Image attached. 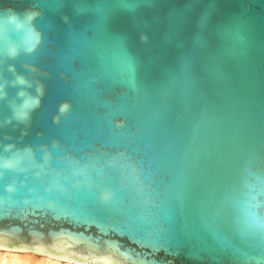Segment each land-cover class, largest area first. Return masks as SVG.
Returning a JSON list of instances; mask_svg holds the SVG:
<instances>
[{"label": "water", "instance_id": "obj_1", "mask_svg": "<svg viewBox=\"0 0 264 264\" xmlns=\"http://www.w3.org/2000/svg\"><path fill=\"white\" fill-rule=\"evenodd\" d=\"M0 23V250L264 264V0H0Z\"/></svg>", "mask_w": 264, "mask_h": 264}, {"label": "clouds", "instance_id": "obj_2", "mask_svg": "<svg viewBox=\"0 0 264 264\" xmlns=\"http://www.w3.org/2000/svg\"><path fill=\"white\" fill-rule=\"evenodd\" d=\"M24 15L27 17V19L31 20L34 19L35 15H37L36 13H32L29 10H25ZM7 19L9 21L15 22L18 21L21 17V13H16L14 10L12 9H7L6 10V15ZM17 27H20L19 24H17ZM8 40L4 39V32H3V24L0 23V43H4L7 44ZM17 82L19 84H25L26 82L24 81L23 78L18 77L17 78ZM37 91L39 92L40 90L37 89ZM39 100L37 98H32L31 100V104L32 105H38ZM25 107H27V101L25 102ZM68 108V105H62L60 108L61 112H64L66 109ZM17 117L21 120H25L28 118V112H21L17 114ZM255 227L258 231L260 230H264V219L260 218V217H256L255 218ZM0 236H3L6 239L5 243H9L12 242L13 237L10 233L4 232V231H0ZM0 264H8V261H6L3 257V255H0ZM92 264H121L120 261L114 260V259H109V260H104V261H93Z\"/></svg>", "mask_w": 264, "mask_h": 264}, {"label": "bare ground", "instance_id": "obj_3", "mask_svg": "<svg viewBox=\"0 0 264 264\" xmlns=\"http://www.w3.org/2000/svg\"><path fill=\"white\" fill-rule=\"evenodd\" d=\"M0 255H3L4 259L8 261V264H81L55 259L44 255H36L28 252L0 250Z\"/></svg>", "mask_w": 264, "mask_h": 264}, {"label": "snow or ice", "instance_id": "obj_4", "mask_svg": "<svg viewBox=\"0 0 264 264\" xmlns=\"http://www.w3.org/2000/svg\"><path fill=\"white\" fill-rule=\"evenodd\" d=\"M103 259L107 260L108 258H107V257H105V258H103Z\"/></svg>", "mask_w": 264, "mask_h": 264}, {"label": "rangeland", "instance_id": "obj_5", "mask_svg": "<svg viewBox=\"0 0 264 264\" xmlns=\"http://www.w3.org/2000/svg\"><path fill=\"white\" fill-rule=\"evenodd\" d=\"M28 264H32V263H28Z\"/></svg>", "mask_w": 264, "mask_h": 264}]
</instances>
